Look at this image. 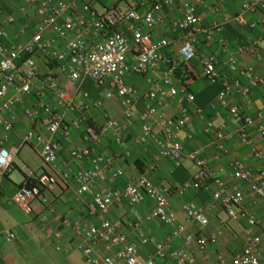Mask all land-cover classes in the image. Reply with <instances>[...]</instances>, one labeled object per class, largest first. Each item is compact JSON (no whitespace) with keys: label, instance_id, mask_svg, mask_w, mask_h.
<instances>
[{"label":"built area","instance_id":"2783aa9c","mask_svg":"<svg viewBox=\"0 0 264 264\" xmlns=\"http://www.w3.org/2000/svg\"><path fill=\"white\" fill-rule=\"evenodd\" d=\"M121 3H125V7H119ZM165 8H177L181 13V18L172 22L174 30L181 34L177 54H167L165 50L171 46V42L165 38L155 40L151 33L164 23L162 13ZM259 13H264V0H245L237 15L203 27L197 5L192 0L23 1L19 14L37 23L34 32L23 42L10 47L0 43V186L19 155V148L10 145V138L16 122V111L32 95L35 79L40 74L39 65L33 59L36 56L56 63L75 88L85 78L92 80L104 90L95 107H101L104 100H118L126 120L138 119L141 122L140 142L152 143L162 158L178 165L188 161L195 169L191 180L175 189L154 184L145 173L123 189L104 188L95 192L87 215L97 218L99 224H88L78 218H62L59 227L48 234L58 252H78L88 264H160L158 260L192 264L197 258L205 264H264V224L247 210L243 191L247 186L253 197L264 205V151L256 147L251 135L255 129L256 136L264 139V111L253 118L243 115L239 107L229 103V97L234 93L249 103L251 91L264 86V76L231 58L227 67L232 77L222 82L217 100L220 107L227 110L229 117L239 119L241 124L236 130L229 131L225 124L217 127L213 122L207 123V128L214 132V145L220 154L228 153L227 142L238 141L249 148L259 163L258 169L252 171L243 161L231 160L234 179L231 186L223 178V169L209 167L202 149L185 151L180 134L193 121L190 106L195 103V96L187 88H179L175 84L178 72L195 59L202 63L203 77L209 82H216L220 78L218 60L214 55L200 53L195 46L196 38L201 35L207 42H212L222 31L223 25L231 23L254 30L263 20L251 21L248 15ZM14 23L13 16L0 22L1 41L10 38L7 26ZM26 33L25 28L20 30L22 36H26ZM263 42L264 33L251 43L241 45L239 51L258 58ZM221 43L224 44L223 41ZM149 72L156 75L149 76ZM128 75L146 76L148 89L141 92L127 84ZM41 87L52 92L58 102L67 106L72 104L71 96L60 87L55 76L43 77ZM83 96L88 95L84 93ZM173 100L180 104L177 117H169L163 112L164 107ZM38 109L45 116L50 138L46 139L32 128L37 120L36 110L24 108L23 114L30 126L22 137V144L38 149L40 159L50 173L36 174L26 170L22 183L12 196V203L26 215H32L35 206H38L44 213L41 219L46 222L49 215L56 214V207L46 193L55 189L58 176L64 180L73 178L78 186V196L88 193L105 173L113 179L122 176L123 172L117 167L115 159L100 154L96 146L99 136L110 131L120 138L121 127L117 120L112 119L106 120L99 131L87 127L90 144L73 149L70 156L74 162H87L90 167L74 172L61 171L58 169L61 144L54 137L60 131L67 133L69 127L64 125L62 116L51 105L40 102ZM87 109L84 106L79 110L72 128L78 129L86 123L84 113ZM195 113L203 118L202 110L197 109ZM212 186L214 190H211ZM194 189L210 191L213 201L222 207L229 220L242 221L250 229L260 228L262 235L248 233L239 251L231 255H213L209 246L223 236V231L219 230L212 236L205 234L210 225L205 208H183L187 221L198 228L194 234L189 233L186 225L179 222L177 214L169 209L172 195L184 196ZM146 200L154 204L146 220L168 226L171 232L165 241L141 235V244L152 245L155 249L153 257L143 260L138 245L120 233L107 215L114 205L126 203L134 211ZM133 227L137 229L138 224ZM0 236L7 243L16 240L15 234L10 231L2 232ZM176 239H180L182 244L173 248L172 242Z\"/></svg>","mask_w":264,"mask_h":264},{"label":"crops","instance_id":"0c3cea01","mask_svg":"<svg viewBox=\"0 0 264 264\" xmlns=\"http://www.w3.org/2000/svg\"><path fill=\"white\" fill-rule=\"evenodd\" d=\"M23 1L0 0L2 12L0 22L5 21L8 16L15 18V23L7 26L10 38L6 41L0 40V43L8 47L23 42L30 37L37 25L36 22L26 20L19 14V7ZM192 1L197 5L201 25L208 27L213 22H222L225 17L237 15L241 10V4L245 0ZM119 7H125V3H121ZM216 8L218 9L217 12L215 11ZM162 16L164 17V23L151 32L152 36L155 40L168 39L171 46L165 52L167 54H177L181 46V34L174 30L172 22L180 19L181 13L177 8H165ZM248 18L251 21L263 20V23L254 30L232 23L224 24L222 31L212 42H207L201 35L196 38L195 46L197 50L202 54L214 55L218 60L217 71L220 78L216 82H209L203 77V66L199 59L185 64L184 69L179 71L175 78L177 87L187 88L195 96V103L190 106L193 121L180 134L181 143L187 152L202 149L211 169L224 170L223 178L229 186L234 184L230 167L231 160L243 161L252 171L258 169L259 163L254 159L249 148L244 147L238 141L227 142L228 153L226 155L220 154L214 145V132L207 128V123L213 122L217 127L225 124L229 131L236 130L241 124L239 119L230 118L227 110L221 108L217 100L222 89V82L232 77L227 67L231 58L236 59L241 66L252 67L256 73L264 76V42L258 58L239 51L241 45L251 43L255 37L264 33V13L248 15ZM22 28L26 29V36L20 34ZM222 41L224 44L221 43ZM48 65L49 72L55 73L52 76L59 80L60 87L71 96L72 104L67 106L58 102L52 92L42 89L41 79L37 77L32 95L26 98L23 107L16 111V122L11 134L10 145L19 148L20 151L17 157L24 164L25 170L21 172L22 180L19 184L9 182L8 174L0 186V233L10 231L16 236L13 243L5 242L0 236V264H88L78 252L69 254L58 252L52 240L48 238V234L59 227L62 218H78L88 224L98 225L99 220L97 218H90L87 215L88 205L95 192L104 188L123 189L127 184L145 173L148 174L149 179L154 184L167 189H175L191 180L195 171L190 162L184 161L178 165L169 159L160 157L152 143L140 142L141 122L138 119L126 120L123 117V109L118 100H104L101 107H95L94 104L101 99L104 90L98 88L92 80L85 78L75 88L69 82L67 75L60 71L56 63L50 62ZM148 75L155 76L156 74L155 72H149ZM126 82L141 92L148 89L146 76L128 75ZM84 93H87L88 96L84 97ZM40 102L51 105L62 116L64 125L69 127L67 133L60 131L54 137L61 144L58 161V169L61 171L71 170L74 172L77 169L90 167L87 162H74L70 156L73 149L90 144L86 132L87 127L99 131L108 119L117 120L121 127L120 138H117L110 131L99 136L96 146L100 154L115 159L117 167L123 172L122 176L113 179L110 174L105 173L96 181L94 187L82 196H78V186L73 178L64 180L58 176L55 189L46 193V196L56 207V214L49 215L46 222L42 221L41 216L44 213L41 212L38 206H35L32 215H26L12 203V196L22 183L26 170H32L36 174L50 173V170L43 165L38 149L22 144V137L30 126L23 114L24 108L36 110L37 120L32 124V128L46 139L50 138L44 122L45 116L38 109ZM229 103L232 106L239 107L243 115L256 118L259 112L264 111V86L251 91L249 103L242 100L236 93L229 97ZM84 106L88 107L84 113L86 123L78 129L72 128V122L79 116V110ZM179 108L180 104L173 100L164 107L163 112L169 117H177ZM197 109L203 111V118L196 116L195 111ZM251 135L254 138L256 147L263 150L264 139H259L256 136L255 129L251 131ZM214 189L215 187L212 186L211 190ZM243 191L246 197L247 210L255 214L258 219L264 216L263 203L253 197L247 186H244ZM185 206L205 208L210 220V225L205 234L209 236L221 230L223 222L229 220L222 207L213 201L210 191L194 189L184 196L172 195L169 200V209L177 214L179 222L186 225L189 233H196L198 228L192 222L187 221L183 210ZM153 207V202L146 200L132 211L125 203L112 206L107 215V218L120 233L127 235L132 242L138 245L139 255L143 260L153 257L155 249L152 245H142L140 236L154 237L159 241H165L170 237L171 232V228L168 226L156 221L146 220ZM134 224H138L137 229H134ZM209 228L215 231L210 234ZM252 230L253 234L262 235L260 228H252ZM181 244L182 241L176 239L173 240L172 247L177 248ZM209 251L214 255L213 243L210 244ZM197 259L201 260L200 258ZM196 260L193 263L197 262ZM165 261L158 260L160 264ZM168 262L173 264L170 261ZM201 262L205 264L202 260Z\"/></svg>","mask_w":264,"mask_h":264},{"label":"rangeland","instance_id":"374dc122","mask_svg":"<svg viewBox=\"0 0 264 264\" xmlns=\"http://www.w3.org/2000/svg\"><path fill=\"white\" fill-rule=\"evenodd\" d=\"M35 62L39 65L40 68V74L38 76L39 79H42L43 77L47 75H54L53 73H50L49 71V65L46 60L43 58L40 59V57H34L33 58ZM46 94V93H45ZM37 100V99H36ZM264 150V146H263ZM248 154V153H247ZM25 170L24 164L21 162V160L17 157L14 160V164L11 167L8 181L12 182L14 184H19L22 180L21 172ZM21 214V213H20ZM259 220L262 224H264V216L259 217ZM223 236L220 238L219 241H216L213 243L214 248V254L222 253L225 255H231L234 252H237L240 250L243 238L246 234L252 233L253 230L246 227L243 223L239 222H231L229 220H226L221 225ZM210 234L215 231L212 228H209ZM254 233V232H253ZM197 262L193 264H202L201 260H196ZM168 261L163 262L162 264H167ZM171 264V263H169Z\"/></svg>","mask_w":264,"mask_h":264},{"label":"trees","instance_id":"16d2710c","mask_svg":"<svg viewBox=\"0 0 264 264\" xmlns=\"http://www.w3.org/2000/svg\"><path fill=\"white\" fill-rule=\"evenodd\" d=\"M239 223H243L247 227V225L244 222L240 221Z\"/></svg>","mask_w":264,"mask_h":264}]
</instances>
